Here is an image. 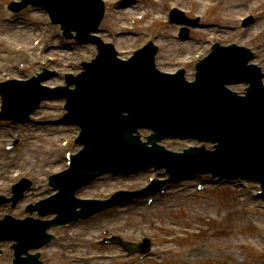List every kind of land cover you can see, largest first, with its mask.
Returning a JSON list of instances; mask_svg holds the SVG:
<instances>
[{"label":"rangeland","instance_id":"rangeland-1","mask_svg":"<svg viewBox=\"0 0 264 264\" xmlns=\"http://www.w3.org/2000/svg\"><path fill=\"white\" fill-rule=\"evenodd\" d=\"M10 1L0 0V18L2 12L13 17L12 22L16 24V28L6 26L5 29L1 27L0 21V81L7 78L25 79L40 72L42 67H47L54 70L57 76L45 84L54 87L61 84L64 73L77 72L81 61L94 56V46L78 45L62 37L59 28L50 24L40 9L28 7L17 14H10L5 9ZM114 1L106 0L107 15L101 26V38L112 42L124 56L143 45L146 38H155L160 47L157 65L163 71H175L184 66L180 61L188 60L201 49L207 51L209 44L205 39L208 34L222 42L241 43L254 50L256 58L264 51V0H140L137 5L126 10H115ZM170 6H178L192 16L199 15L206 26L193 30L188 42L174 40L176 28L164 20ZM247 15H252L255 23L243 28L241 18ZM139 16L144 17L142 21ZM258 50L260 53L257 55ZM12 63L20 68L23 65L22 72L17 73ZM232 88L238 90L239 86ZM60 103H43L35 120L43 119L50 123L35 125L38 139L16 149L9 156L12 160L7 166H1L4 169L3 180L17 164L20 165L17 158L28 161L29 169L34 172L33 177L29 176L34 182L32 187L40 186L39 190L33 191L34 200L44 196L47 189L40 183H44L48 172L58 169L53 165L55 160L59 158V167L64 165L66 149L59 147L60 139L48 136L55 133L58 127L52 122L60 117ZM20 130L16 132L20 133ZM4 137L0 135V155L2 145L7 141L6 135ZM189 144L195 143L165 141V145L172 150H181ZM67 150L76 151L77 148ZM148 176L145 173L130 179L107 177L80 195L104 198L117 189H137L146 184ZM187 183L190 182L177 184L164 195L156 196L150 205L146 204V198L140 199L135 205L100 213L91 218L88 224L73 228L65 246L69 248L68 254H74L76 263L61 253L54 257L53 263L264 264V202L262 198L252 196L258 186L246 182L244 188L225 186L212 194L213 201H206L186 199L181 186ZM104 233L121 235L128 241H137L142 235L151 237L154 255L145 263L138 262L137 258L107 259L105 256L118 255L119 249L113 245L100 244ZM174 234L180 238L170 241ZM187 244H195L200 250L190 253L186 249L190 247ZM51 253H55L54 250H50Z\"/></svg>","mask_w":264,"mask_h":264},{"label":"bare ground","instance_id":"bare-ground-1","mask_svg":"<svg viewBox=\"0 0 264 264\" xmlns=\"http://www.w3.org/2000/svg\"><path fill=\"white\" fill-rule=\"evenodd\" d=\"M1 14H2L1 15V18H0V21L2 22V26L1 27L5 28V29H6V26H8V28H16V24H14L12 22V20H11V19H13V17L6 16L2 12H1ZM29 27H30V25L29 26H26V28H29ZM51 33H53V32H51ZM12 67L16 70L17 73H21L22 72V71L16 69V64L15 63H12Z\"/></svg>","mask_w":264,"mask_h":264},{"label":"water","instance_id":"water-1","mask_svg":"<svg viewBox=\"0 0 264 264\" xmlns=\"http://www.w3.org/2000/svg\"><path fill=\"white\" fill-rule=\"evenodd\" d=\"M20 8V7H19Z\"/></svg>","mask_w":264,"mask_h":264}]
</instances>
